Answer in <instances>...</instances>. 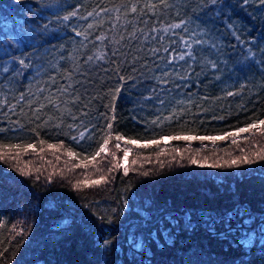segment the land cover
I'll list each match as a JSON object with an SVG mask.
<instances>
[{
  "label": "trees",
  "instance_id": "trees-1",
  "mask_svg": "<svg viewBox=\"0 0 264 264\" xmlns=\"http://www.w3.org/2000/svg\"><path fill=\"white\" fill-rule=\"evenodd\" d=\"M260 120L264 0H0V264H264Z\"/></svg>",
  "mask_w": 264,
  "mask_h": 264
},
{
  "label": "snow or ice",
  "instance_id": "snow-or-ice-1",
  "mask_svg": "<svg viewBox=\"0 0 264 264\" xmlns=\"http://www.w3.org/2000/svg\"><path fill=\"white\" fill-rule=\"evenodd\" d=\"M131 11L132 12H136L137 9L135 6H133L131 8ZM89 15H91V13H89ZM65 19H67V17H65ZM91 27V25H90ZM99 39V37H98ZM189 55H191V52H189ZM180 59H184V56L181 55L180 56ZM21 64L24 63L23 60L20 61ZM229 95H231V93H229ZM258 125H264V120H260V121H253L251 124L247 125L246 127H241L239 128L237 131L235 132H229V133H226L225 135L223 136H203V137H193V136H181V135H176V136H173L172 138L173 139H181V140H193V139H200L201 141H204V140H211L213 142H215L216 140H224V139H228L229 137H232V143L233 144H237V139L236 137H238L240 135V133H247V132H250L251 130L253 129H257L258 130ZM108 129L110 130L112 125L111 124H108ZM81 138H83V135L81 136ZM73 139H75V137H73ZM109 139H111V132L107 133L106 137L103 139V143L99 146L98 150L96 152H94L92 154V158L94 159L96 156H99L101 152H106V145L109 141ZM115 139L117 141L115 147L117 149H120L121 148V144L119 143L121 140H124L125 138L122 137L121 135L117 134L115 136ZM162 139H166L164 137H162ZM127 143H131V144H138L139 141L138 140H128L126 141ZM41 144H43L44 142L43 141H40ZM151 143H160V141H157V140H152ZM145 147H147L148 145L145 144L144 145ZM2 147H7V148H15V149H19L21 146L20 145H4ZM27 148H34L35 146L32 145V144H29L26 146ZM50 148H54L56 147L55 145H49ZM255 147V146H254ZM131 151V149L129 148H124L123 149V152H124V156H123V160L125 161V164L122 165L124 167V173L127 174L128 173V168L126 167V162H127V158H128V154L129 152ZM241 151H244L243 149H241ZM264 151V150H262ZM69 155H72V153H69ZM256 156L257 158H260V159H264V156H261L260 155V152H257L256 153ZM113 157L115 159V155L113 154ZM0 158H3L2 156H0ZM14 158V157H13ZM193 164H196L197 161L195 159H192L191 161ZM251 162L250 159H249V156L247 154H245L243 157H239V158H236V159H233L231 161V164L229 166H235V165H238L239 163H249ZM133 163H135V161H133ZM210 167H220L221 165L220 164H214V165H209ZM117 165L114 163L112 165V168H116ZM112 169H110L111 171ZM21 171H23L21 169ZM39 171V170H37ZM148 173H144V175H147ZM104 177L101 178V180H103ZM101 180H96V181H92V184H95V185H99L101 183ZM127 203V202H125ZM246 211L243 209V208H239V209H236L234 212H229L227 215L229 217V219H231V217L233 215H236L237 217H243L244 215H246ZM248 224V221L247 220H244L242 221L241 225H240V230H241V236L240 238L237 240V246L238 247H246L248 246L250 243H251V238L250 236L246 235L245 234V225ZM229 228H231V224H229ZM23 230H21L22 232ZM264 231V230H262Z\"/></svg>",
  "mask_w": 264,
  "mask_h": 264
},
{
  "label": "rangeland",
  "instance_id": "rangeland-1",
  "mask_svg": "<svg viewBox=\"0 0 264 264\" xmlns=\"http://www.w3.org/2000/svg\"><path fill=\"white\" fill-rule=\"evenodd\" d=\"M229 138L232 139V137H229ZM229 138H228V139H229ZM169 141H170V138H166V139H164V143H168ZM119 143H120V144L122 145V147H124V148L126 147V148H129V149H132V148L134 147V144L127 143L125 139H124V140H121ZM128 156H129V154H128ZM121 162H122L123 165L125 164V161H124L123 159L121 160ZM127 164H128V158H127L126 166H127Z\"/></svg>",
  "mask_w": 264,
  "mask_h": 264
},
{
  "label": "bare ground",
  "instance_id": "bare-ground-1",
  "mask_svg": "<svg viewBox=\"0 0 264 264\" xmlns=\"http://www.w3.org/2000/svg\"><path fill=\"white\" fill-rule=\"evenodd\" d=\"M165 138H168V137H165Z\"/></svg>",
  "mask_w": 264,
  "mask_h": 264
}]
</instances>
